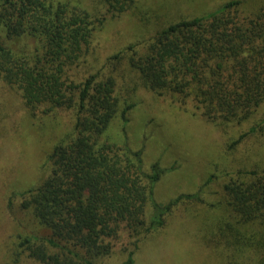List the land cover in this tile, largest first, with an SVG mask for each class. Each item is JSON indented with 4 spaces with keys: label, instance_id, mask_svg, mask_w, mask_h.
I'll use <instances>...</instances> for the list:
<instances>
[{
    "label": "trees",
    "instance_id": "obj_1",
    "mask_svg": "<svg viewBox=\"0 0 264 264\" xmlns=\"http://www.w3.org/2000/svg\"><path fill=\"white\" fill-rule=\"evenodd\" d=\"M96 1L93 17L78 0H0V81L20 93L33 115L54 109L75 113L73 133L46 157V177L16 195L19 209L29 211L49 234L22 237L14 247L20 249L15 261L23 256L34 264H100L96 260L112 253L111 241L122 228L137 237L149 233L164 226L174 206L197 198L184 194L160 205L153 189L173 167L155 161L146 169L141 149L103 139L111 121L125 122L134 107L119 98L112 74L97 72L77 84L68 77L105 16L124 14L134 3ZM240 4L230 0L210 14L169 24L141 46L130 44L112 55L109 65L117 69L124 61L137 74L134 85L169 95L182 108L189 104L210 122H244L264 101V4L251 15H243ZM2 33L12 40L31 37L37 45L32 51L10 48ZM263 123L264 117L229 148ZM234 175L223 185L227 210L241 224L264 228V170ZM138 241L121 264L134 263ZM236 244L252 246L245 237Z\"/></svg>",
    "mask_w": 264,
    "mask_h": 264
},
{
    "label": "rangeland",
    "instance_id": "obj_2",
    "mask_svg": "<svg viewBox=\"0 0 264 264\" xmlns=\"http://www.w3.org/2000/svg\"><path fill=\"white\" fill-rule=\"evenodd\" d=\"M228 1L134 0L124 14L105 16L88 48L67 72L74 84L97 72L112 74L119 98L134 104L126 121L114 118L102 137L117 145L125 140L132 150L141 149L146 169L155 161L163 168L173 167L155 184L157 203L166 205L184 194L197 197L174 206L164 226L149 233L137 237L122 228L111 241L112 253L96 260L100 264H121L137 238L133 264H264V228L239 223L227 210L223 191L224 183L238 170H264V123L260 131L229 148L239 134L263 119L264 101L246 121L218 125L193 113L189 104L182 108L169 95L134 85L137 74L124 61L117 69L109 65V58L128 45L141 46L169 24L210 14ZM239 1L243 15L255 13L264 4V0ZM78 2L97 16L96 0ZM3 34V43L13 49L32 51L37 45L31 37L12 40ZM74 121L70 109L31 114L20 93L0 81V264H34L23 256L15 261L20 249L14 247L22 237L49 233L29 211L19 209L16 195L46 177V157L73 133ZM151 211L147 204L146 220ZM239 237L250 239L252 246H238ZM240 247L245 250L239 251Z\"/></svg>",
    "mask_w": 264,
    "mask_h": 264
}]
</instances>
